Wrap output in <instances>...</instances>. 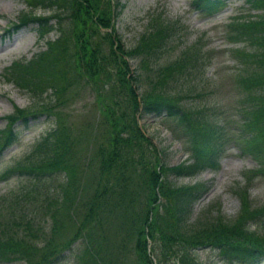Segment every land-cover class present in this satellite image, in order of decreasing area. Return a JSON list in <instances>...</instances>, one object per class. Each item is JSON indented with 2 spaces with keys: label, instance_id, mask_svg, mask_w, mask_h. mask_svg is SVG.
I'll return each instance as SVG.
<instances>
[{
  "label": "trees",
  "instance_id": "1",
  "mask_svg": "<svg viewBox=\"0 0 264 264\" xmlns=\"http://www.w3.org/2000/svg\"><path fill=\"white\" fill-rule=\"evenodd\" d=\"M24 1L30 9L47 8L50 13L23 12L12 28L32 24L37 40L52 31L56 36L46 39L44 49L29 59L11 61L2 76L32 96L47 93L48 99L33 107H15L4 116L0 150L14 141L15 123L25 124L41 114L54 123L32 144L28 159L0 173V180L11 174L30 180L20 194L0 197V263L59 264L78 241L81 249L73 264H200L193 252L206 247L228 262L264 264V231L251 228L264 219V203L252 205L247 185L235 191L239 207L232 219L215 215L190 224L192 207L207 185H173L164 177L217 170L229 144L256 165L243 172L247 183L264 177V0H244L249 9L260 12L233 16L224 26L225 41L243 45L230 48L239 64L234 82L240 96L229 114L235 117L233 128H227L228 116L221 110L186 106L185 99L201 96L191 86L183 88V83L201 79L205 59L199 38L159 64L176 34V20L152 10L145 30L125 48L114 33L111 0ZM190 4L212 15L223 0ZM127 59L135 62V75ZM83 94L92 98L96 117L76 128L69 125L67 111ZM139 112L172 119L171 132L189 142L188 156L176 165H161V151L135 121ZM89 155L97 167L84 184L78 165L80 160L87 167ZM53 174L64 179L48 196L42 177ZM86 188L87 196L79 200ZM35 194L42 198L36 209L49 218L48 228L24 208Z\"/></svg>",
  "mask_w": 264,
  "mask_h": 264
},
{
  "label": "rangeland",
  "instance_id": "2",
  "mask_svg": "<svg viewBox=\"0 0 264 264\" xmlns=\"http://www.w3.org/2000/svg\"><path fill=\"white\" fill-rule=\"evenodd\" d=\"M191 0H111L114 5V15L112 26L115 35L120 38L125 48L132 47L139 35L145 30L147 15L152 10L160 13L161 17L167 20L177 21L176 34L172 37L170 46L159 59V64L163 65L179 53L196 39H200V53L204 55L201 79L197 77L188 83H183V88L191 86L192 92H201L198 98L185 99L186 106L192 110L202 107L223 111L227 119V128H233L236 121L233 115V106L239 98L238 88L234 82V75L239 64L233 59L230 48L241 47L243 45L228 43L224 39V26L235 15L253 17L258 10L247 8L244 0H223V5L212 15H207L204 11L194 10L190 5ZM23 12L47 15L50 10L47 8L30 9L24 0H0V129L5 124L4 116L13 111L14 107H33L40 102L48 99V94L35 97L27 92L19 90L11 82L2 76L3 69L13 60H27L34 53L44 49V41L53 39L56 36L54 31L49 32L42 40H37L34 25L27 24L17 29H13L11 24L17 22ZM248 49V47H244ZM249 50V49H248ZM131 74L135 75V62H128ZM140 93V90H137ZM92 98L89 95H80L74 105L67 111L68 123L73 127L80 128L86 122L92 121L96 117ZM140 111V108H139ZM135 121L141 131L147 135L151 141L158 144L160 152V164L171 166L184 160L188 155L189 142L186 138L175 137L171 132L173 120L164 116L146 115L141 112L135 114ZM53 118L45 114L29 118L25 124L18 123L14 127L15 139L11 145L0 151V173L8 166L28 159L32 144L38 140L46 131L53 127ZM102 130L100 129V132ZM99 130L97 131V133ZM167 132L170 138L167 137ZM97 140L100 135L97 134ZM178 145H177V143ZM78 174L83 175L82 182H89L96 170L97 164L89 155V164L84 167V163L79 160ZM82 167L84 169H82ZM254 161L240 154L234 144H229L223 157L219 160L217 170H204L189 177H175L165 175L164 177L170 184L180 185L193 183L196 181L204 182L208 190L198 199L193 207L189 218V223L196 220L220 215L224 219H232L238 212L239 203L235 191L247 185L248 199L252 205L258 206L264 203V177L255 176L248 183L245 181L243 172L254 169ZM42 185L47 189L45 194H54L56 183L64 179L62 174L44 176ZM29 178L25 175L11 174L8 178L0 180V197L11 199L14 195L20 194L28 187ZM41 190V188H40ZM39 190V192H41ZM90 189L86 188L79 200L84 199ZM36 195V199H31L30 203H24V208L32 210V214L37 221L45 224L48 228L50 220L41 210L36 209L42 198ZM78 200V201H79ZM17 207L11 204V212L17 214ZM76 210L80 217L79 204ZM46 228V229H47ZM251 228L257 231H264V219ZM151 247V243H149ZM81 249L78 241L74 242L68 251L63 253L59 264H73L74 254ZM193 255L200 264H236L228 262L221 254L212 248H198ZM153 256V253H151ZM0 264H23L20 262L0 263ZM263 264V263H261Z\"/></svg>",
  "mask_w": 264,
  "mask_h": 264
},
{
  "label": "water",
  "instance_id": "3",
  "mask_svg": "<svg viewBox=\"0 0 264 264\" xmlns=\"http://www.w3.org/2000/svg\"><path fill=\"white\" fill-rule=\"evenodd\" d=\"M167 136L169 137V134H167Z\"/></svg>",
  "mask_w": 264,
  "mask_h": 264
}]
</instances>
